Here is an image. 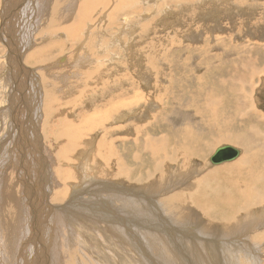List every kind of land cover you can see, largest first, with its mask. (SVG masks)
Returning <instances> with one entry per match:
<instances>
[{"label":"rangeland","instance_id":"obj_1","mask_svg":"<svg viewBox=\"0 0 264 264\" xmlns=\"http://www.w3.org/2000/svg\"><path fill=\"white\" fill-rule=\"evenodd\" d=\"M42 2L43 0H0V223L5 221V218L7 219L8 215H5L7 209L13 207L19 213L16 214L15 241L10 239L14 248L11 246L9 251L7 249L8 252H5V243H0V247L4 246L0 249V264H5L6 260L7 264H26L24 258L29 261L30 255L33 256L36 247L40 250L37 257L35 256L37 251L35 252V264H53L51 252L58 249L59 243L50 250L49 243L46 242L49 235L60 239L63 234L72 235L78 228L76 230L78 232L75 231V234L72 235L73 239L82 238L81 233H84L88 238L92 236V234L89 235L90 233H96L95 223L99 224V231L96 234L102 235L103 232L100 231L103 229V221L100 225V220L97 218L95 220L92 212L82 214L83 211H81L80 216L78 213L76 226L70 224L72 220L68 221V214L62 210L70 203L80 204L82 200L100 203L99 207L104 206L106 200L104 192V197L98 196L97 198L91 196L90 190L95 193V190L98 191L100 182L110 181L107 180V177L109 179L110 175L113 176L110 171L116 168L114 158L128 160L131 164L129 167L132 169L142 162L148 165L150 155L145 151L147 140L143 142L146 136L154 138L153 136L160 135L168 139L167 134H169L170 138L171 135L174 136L173 144L179 143L183 134L179 128L188 125L197 130L202 139V142H199L198 139L192 141V144L195 145L194 151L197 153L196 145H200L201 151L205 152L206 147L209 146L207 144L215 142V138H224L232 132H235L236 135L248 133L251 126L257 128L264 135V0H127L126 5L123 6L124 9H122L123 12L120 8L111 5V7H102L104 10L99 8L93 12L94 15L90 14V17L87 18L88 23L86 22L81 27V33L76 39L77 35L75 37L68 36L67 31V25L71 23L69 21L74 18L66 22L65 19L59 20L58 16L57 25L54 23L51 24L53 28H43L46 21L43 22L40 19L42 10L39 7H37L39 9L35 8L36 4L40 6ZM23 8V13L26 11L25 14L21 13ZM112 15L117 17L116 21L111 17ZM97 18L100 20L98 21ZM111 18L112 20H110ZM59 21L63 23H59ZM103 21L106 23L104 24ZM17 29L22 31L17 33ZM46 31H51V37L47 35ZM80 36L82 37L80 38ZM20 38L22 39L19 40ZM35 57L40 59L37 61ZM79 64L84 65L80 67ZM247 64H250L251 68L254 66L250 72L246 70ZM89 68L103 69L104 71L84 75L83 72H88ZM254 73L255 76H251ZM107 75L110 76L107 77ZM89 76L96 81H91ZM124 76H128L129 85L125 84ZM146 78L150 79L147 81L150 83L145 82ZM240 79L243 84L247 83L248 91L245 90L246 86L245 89L244 85L242 87L246 92H251L253 101L248 105L249 111L246 109L244 112V114H250L245 119H242L243 117L240 119L236 114V95L242 85ZM50 82L53 83V86ZM52 87H58V90H52V93H55V116H59V119H67L73 126L85 128H82L84 129L82 133L86 137L83 138L81 135L76 141H72L74 143L72 146L76 147L68 148L67 145L70 142L66 138L55 140L50 133L49 127H56L57 117L46 118L45 94H47V89ZM83 87H89L91 91L88 88L84 89L83 91L87 93L85 95L79 91ZM105 87L110 89L111 94L118 89H123L128 96H131L135 91L134 96L137 95L139 98V95L143 93L142 98L140 97L143 103L141 99H135L143 105L137 104L135 108L131 106L126 109L131 114L129 113L122 120L113 121L110 124V121L105 119V126L98 125L97 130H88L85 123L88 116L96 111L106 110L105 107L99 108V105H103L104 99L103 96L98 97L100 93L104 92ZM94 92L96 95L93 97ZM207 96L218 98L212 113L204 104ZM87 100L90 101V104H94L92 109L87 108L88 106L85 104ZM151 100H153L152 103H150ZM254 110L255 116L252 114ZM155 113L157 114L156 120ZM224 115L235 116L230 121L224 119ZM44 120L47 121L46 124ZM244 122L245 125H243ZM34 123H37L36 129L33 127ZM80 124L83 126H79ZM136 124L137 136L132 133L131 136L128 129L131 127L130 130H132ZM123 126L124 128H122ZM255 135L252 134L253 139ZM124 137L128 140L125 141ZM102 138L108 141L107 146L110 140L115 142L113 158L111 157L112 159L109 161L105 160L106 162L102 157H97L98 141L100 139L101 143ZM219 140L222 141V139ZM184 144H186L185 141ZM222 144H231L242 149L235 143L213 144L214 148L206 154L204 161L195 156L197 161L190 162L186 169L192 170L194 167L196 171L191 174L189 179H181L180 184H183L181 187L166 189L165 192L160 193L159 197L165 204L166 212L171 211L170 204L186 207V209L184 207L180 209L183 211L182 214L188 211L186 215L184 214L183 218L177 215V219L181 225L189 229L188 231H192L191 228L194 226L203 228H200L201 231H204L201 233L202 235L200 234L203 236H200L201 240L204 239L208 242V247L206 246L203 251L206 257L211 256L207 258L212 261V264H228L227 260L231 255L239 256L238 248L230 249L229 245H233L235 240H231L227 236L230 230H228L227 224L220 222L222 217L228 214L232 221L240 222L246 214L252 212L250 206L243 207L235 203V200L230 203L221 202V195L229 186H235L234 182L247 181L251 174L258 177L264 175V147L251 148L245 153L248 165L229 167L230 164L238 162L240 156L233 161L211 165L210 157ZM168 145L173 147L171 144ZM64 146L65 148L62 149ZM175 147L177 148V145ZM60 148L63 150V157L58 154ZM169 153L171 154V152ZM243 154L244 152L242 156ZM161 156L162 159H167L164 163V170L166 169L165 175L168 178L175 172V165L170 162V156H167L166 152H163ZM184 157L188 156L184 155ZM150 163H154V161H150ZM203 163L205 170H203ZM243 163L240 161L237 164ZM147 165L144 168L138 167L140 170L135 168L137 172L133 170V175L139 176L148 173L152 166ZM119 167L121 168L122 165H118L117 170ZM217 168H221L217 174L209 175L211 188L204 189V192L197 188V178L203 179L204 174ZM66 169L70 172L68 173ZM46 171L50 173L49 176H52L48 178ZM106 172L108 173L106 174ZM202 179L200 180L201 184L203 183ZM130 181L134 183V178H131ZM95 183H99V185ZM87 184L90 185V188L84 189L88 186ZM138 186L141 189L145 188L146 192L152 185L147 183L144 186L139 184ZM165 186L162 185V187ZM186 187H189V190ZM153 189H157V187H153ZM181 190L188 192L189 195L193 193L190 191H194L190 201L181 199ZM45 194L52 201H54L52 198L57 195L63 194V198L66 197L61 201L53 203L51 201L52 204L48 205V208L44 200ZM201 204L205 205L208 212L215 215L214 221H210L204 214ZM57 206L61 208H57ZM49 209L52 212H49ZM260 211V208L255 211L254 213L257 215L254 214V216L259 217L260 213L262 215V211ZM69 215L73 216L72 213ZM186 216L187 218H184ZM55 217L61 221L56 223L59 219ZM81 217L85 218L81 219ZM87 218L90 219L87 224L94 228L89 233L84 229L87 225ZM184 219L188 220V224L183 222ZM166 222L174 230L169 233L165 232L168 238L162 240L178 244L172 238L179 236L180 231L186 233V230L181 229L180 226L177 227L171 219ZM3 223L0 226V238L2 235L7 238ZM58 226L69 227L63 228L62 232ZM55 230L59 233L57 234ZM194 230L196 232L195 228ZM261 230L260 228L257 231L249 232L246 237L254 243L251 246V254L246 258V264H258V262L264 264V248L261 245L264 235L260 232ZM34 233L40 237L41 234L46 236L41 237V240L37 237L30 238V235ZM221 237L223 240H220ZM215 239L218 240V243ZM5 240L2 238L0 242ZM32 240L33 242L30 243ZM66 241H68L67 238ZM129 241L131 242V240ZM181 243L180 245L185 249ZM129 244L131 245V243ZM54 248L57 249L54 250ZM86 251L87 249L83 252L84 257L88 253ZM186 251L187 257L191 255L188 250ZM5 253L9 256L7 257ZM27 253L28 255H26ZM2 254L5 257H2ZM60 262L62 264V261ZM97 262L98 264L103 262L101 257ZM156 263L157 261H154L152 264ZM192 263L196 264L193 261ZM184 264H188V262Z\"/></svg>","mask_w":264,"mask_h":264},{"label":"bare ground","instance_id":"obj_2","mask_svg":"<svg viewBox=\"0 0 264 264\" xmlns=\"http://www.w3.org/2000/svg\"><path fill=\"white\" fill-rule=\"evenodd\" d=\"M126 1L127 0H43L42 4L40 6L38 4H36V7L35 8L39 7L42 10V12H41V18L40 19H41V21L43 20V22L46 21V24L44 25L43 28H46V27L47 28L48 27H52L53 28V26L51 24L58 23V18H57L58 16H59V20L60 19H65L66 22H68L71 18H74L72 21H69L71 23L67 25V31H68V36L75 37L77 35L75 37V39H76L78 37L79 33H81V30H82L81 27H83L84 24L87 22V18L90 17V14L94 15L93 12L96 11V10H98L99 8L103 9L104 7H111V5H113V7L120 8V10H122V9H124L123 6L126 5L125 4ZM131 2H133V1H131ZM114 3H115V5H114ZM23 7L25 8V6H23ZM24 8H23V10H22L21 13H23ZM39 8H37V9H39ZM37 11H36V13H37ZM123 11L124 10H122V12ZM25 12L23 14H25ZM99 12H100V10L97 13L99 14ZM106 13H107V11H106ZM118 13H119V10H118ZM111 17L112 18H115V16H113V15ZM117 17H118V14H117ZM107 18H108V16H107ZM112 18L110 20H112ZM116 18H115V21H116ZM34 19H35V17H34ZM95 20H93V21H95ZM99 20L100 19H98V21ZM21 21H23V20H21ZM107 21H108V19H107ZM60 22H62V21H59V23ZM63 22H64V20H63ZM33 23H35V22H33ZM103 23H104V21H103ZM110 23H112V22H110ZM13 28H16V27H13ZM96 30H94V31H96ZM20 31H22V30L21 29H17V33H20ZM46 33H47L48 36L51 35V31H46ZM71 37H70V39H71ZM81 37L82 36H80V38ZM21 39L22 38H20L19 40H21ZM24 40H26V39H24ZM20 43H22V42H20ZM54 46L57 47L56 45H54ZM48 48H47V51H49ZM98 49H99V47H98ZM30 57H32V56H30ZM35 58H37V57H35ZM33 59H34V57H33ZM39 59L40 58H37V61ZM99 59H101V58H99ZM83 65L84 64H79L80 67H82ZM126 65H128V64H126ZM252 68H251L250 64H247V66H246L247 72H250ZM12 70H14V69H12ZM87 70H89V71L88 72H86V71L83 72L84 75H89V74H92V73H95V72H102V71H104L103 69L100 70V69H94V68H89ZM254 72L256 73V70L255 69H254ZM255 73L252 74L251 76H255ZM109 76L110 75H107V77H109ZM124 78L126 79L125 84L129 85V78H128V76L127 77L124 76ZM89 79L91 81H94V82L96 81L95 79L94 80L91 79L90 76H89ZM62 81H64V80H62ZM147 81H150V79L148 80L146 78V80H145L146 83H150V82H147ZM240 82H241L242 85H241L240 89L237 91L236 101H235V103H236V114L239 116L240 119L242 117H243L242 119H245L250 114H247V113L244 114V112L246 111V109H247V111H249L248 110V105H249V103H252L253 101H252V95L250 94L251 92L249 93V92H246L245 91V90H247V83L243 84V82H242L241 79H240ZM51 84L53 86V83H51ZM134 84H135V82H134ZM54 86H56V85H54ZM135 86H136V84H135ZM242 86L244 87V89H245V86H246V89L244 90ZM86 88L89 89V87H86ZM86 88L83 87V89L82 90H79V91H82L83 94L87 95V93L83 91ZM52 90H58V87H52L50 89H47V94H45V97H46L45 98L46 99V106H45L46 118H48V117L54 118V116H55V113H54V111H55L54 110V102H55V97L54 96H55V93H52ZM109 90L110 89L108 87H105V90H103L104 92L101 91L102 93L99 94L98 97L103 96V99H104V102H103V105L102 106H100L98 104L99 105V108L102 109V108L105 107L106 110L105 111H102V112H100V111L97 112L96 111L94 114H90V116H88V119L85 121L86 125L88 126V130H91V131H93L94 129L97 130L96 128H98V125L101 127L102 125H104V122L106 120H109L110 121L109 123L111 124L113 121H116L117 122L119 120L124 119L130 113L126 109H129L131 106H134V108H135L137 106V104H139V102L137 100H135V99L138 98L137 95H136V97L134 96V92L135 91L132 92V95L131 96H128L127 93H125V91L123 89H118V90L114 91L113 94H111L109 92ZM133 90H134V88H133ZM95 95H96V93L93 95V97ZM141 95L143 96V93L139 95L142 98ZM140 97L138 99H141ZM88 99H90V98L88 97ZM98 99L101 100V98H98ZM141 101H142V99H141ZM152 101L153 100H151L150 103H152ZM56 102H57V100H56ZM217 102H218V98H213V97L207 96L206 99H205V101H204V104H205L206 108L209 109L210 112L212 113L214 111L215 107H216ZM142 103H143V101H142ZM85 104H87V106H88L87 108H90V109H92V107L94 106V104H90V101H88V100H87V102H85ZM220 104H221V102H220ZM141 105H143V104H141ZM146 109H147V107H146ZM254 113H255V110H254V112L252 114H254ZM157 114L155 115V120H156ZM137 115H138V113H137ZM234 116L235 115H232V116L224 115L223 118L231 121V119H234ZM254 116H255V114H254ZM55 117H57L56 127H51V128L49 127V129L51 130L50 133H51L52 137L55 140H59V139L66 138L70 142L67 145L68 148H70V147H72V148L73 147H76V146H72L74 144V143H72V141L74 142L78 138H80L81 135L84 134V133H82V131L85 128L84 127L78 128L76 126L71 125L70 122H68L67 119H64L63 120L62 118L59 119V116H55ZM96 118H97V120H95ZM71 121H72V119H71ZM80 122H82V121H80ZM46 123H47V121H45V124ZM231 123L232 124H235L234 122H231ZM36 124H35V126H33V127H35L34 129H36L38 127ZM129 125H127V126L129 127ZM131 125H133V124H131ZM243 125H245V122L243 123ZM13 126H15V125H13ZM58 126H60V127L58 128ZM79 126H83V124L82 125L80 124ZM127 126H126V128H127ZM82 128H84V129H82ZM122 128H124V126ZM130 129H131V127L128 129L129 132H130V135L132 133V135L135 134L137 136V124L132 127V130H130ZM179 129L183 133L182 134V137H181V141L179 143H176L175 142L173 144L174 136L171 135V138H170V135L169 134H167L168 135L167 136L168 139L165 136H162L161 137L160 135L159 136H153L154 138H149V137L146 136L147 138L145 137L143 139V142H146V140H147L145 151L150 155V158L148 160V165L149 166H152V169H150L149 172L146 173L145 175H141L140 174L138 176L137 174L136 175L135 174L133 175V173H134V171L137 172V170L135 168H138V167L144 168V166L147 165V164H145V163L142 162V164H138V165H136V167L134 169H132V168L129 167V165L131 166V164L128 162V160H123V158H121V159L114 158L116 160L115 161L116 168L113 171H110V172H112V175L113 176L110 175V178L109 179L107 177V180H110V181H107L105 183L100 182V186L98 187V189L96 188L98 191L95 190V193H93L90 190V193L92 194L91 196L92 197H97V198H98V196H103L104 197V195H103V192H104L105 199H106L104 206L99 207L100 203H97L96 204V203H91V202H88V201H83L81 199L83 196L80 198L82 200V202L79 201L80 204L70 203L67 206L65 205L66 207H64L62 211L63 212L65 211V213L68 214V218H67L68 221L69 220H72L70 222L71 225L78 224V222H77L78 213H79V216H80V212L81 211H83L82 214H87V213L92 212V214L94 216L93 218L94 219L97 218V219L100 220V225H101V221H103V222L105 221V223L102 222V226H103L102 228L103 229H101V231H100V232H103V233H102V235L101 234H96L99 231V228H98V225L99 224L95 223L94 224L95 225L94 227H95L96 233L95 232L90 233L89 235L92 234V236H89L88 238H86V236L84 235V233H81L82 238H79L78 240H74L73 237H72V235L75 234V231L78 229L77 227H75L77 229L74 231V233L72 235L70 233H69L70 235H68L66 233L65 235L63 234L62 235V238H60V239L59 238L58 239L54 238L53 237L54 235L53 236L49 235V237L47 236L48 238L46 239L47 240L46 242L49 243L50 250L53 247L57 246L58 243H59L58 249L57 248H54V250L55 249H57V250L56 251H53L52 250L53 253L51 252V256H52L51 258H52V263L53 264H61L60 261H62V264H98L97 261L100 260V257L103 260V262H100V264L101 263H103V264L104 263L105 264H152L154 261H157V263L160 262L162 264H184V263H187V262H188V264H193L192 261L194 263H196V264H212L211 263L212 261H210L208 259L211 256H209V257L207 256L208 257L207 258L206 255H205V252L203 251V250H205V247L208 245V242H206L204 239L201 240V237H203V236H201L202 235L201 233L204 232V231H201V229H200L202 227H200V228L199 227H195V226L192 227V228L190 227L193 232L192 231H188L189 229L186 228V227H184V225H181L178 222V219H177V215H180L183 218L184 214L186 215V213L188 211L186 213L182 214L183 211H181L180 209L182 207H184V206H174L173 204H170L171 208H169V209L172 212L171 211L166 212L165 211V208H164V205L165 204H164V202H161V199L159 198L160 197V193L165 192L166 189H169L170 190V188L172 189V188H175V187L176 188L181 187L183 185V184H180L181 179H184V178L189 179V177L192 176L191 174L194 171H196V168H194V167H193L192 170H187L186 169V168H188V165L190 164V162L197 161L196 158H195V156H197L198 158H200V160L204 161L206 154L209 151H212V149L214 148L213 144H220L222 142H229V143H235V144L240 145L242 147V149H239L240 150V154H239V156H240L239 158L240 159H239L238 162L242 161L244 163L243 164H237L238 162H235L233 164H230L229 167L248 165V160H246V158L244 156L245 153L249 149H251V148L264 147V135L257 128H254V127L251 126L250 130L248 131V133H240V134L238 133L236 135L235 132H232L231 134H229L230 136L227 135L224 138L223 137L222 138H215V140H214L215 142L208 143L207 144L209 146L206 147V151L205 152L201 151L200 145H196V149L198 150V152L195 153V151H194L195 145L192 144V141H194V139H198L199 142H202V139H201L200 135L197 133V130H195L194 128H192V127H190L188 125H186L183 128L181 127ZM88 130H87V132H88ZM106 130L108 131V129H106ZM129 132H127V133H129ZM252 134L253 135L256 134L254 139L252 137ZM84 136L85 135H83L82 137L84 138ZM124 138H125V141L128 140V138H126V137H124ZM219 139H222V141H220ZM255 139H257V140H255ZM92 141H94V140H92ZM184 141H185L186 144H184ZM98 142H99V144L97 146L98 147V150H97V152H98L97 154L98 155H97V157H99V156L102 157L104 162H106L105 160H107V161L111 160L113 158L112 156L114 155L115 148L113 147V144L115 142L112 141V140H110V143H109L108 146H107L108 141L106 139L104 140L102 138L101 143H100V139H99ZM168 144H171L173 147H171ZM175 145H177V148L175 147ZM222 145H225V144H222ZM222 145H220V146H222ZM63 148H65V146L62 147V149ZM62 149L60 148L59 153H58L61 157H63V150ZM216 150H217V148H216ZM163 152H166V155L167 156H170V162H172L175 165V166L172 165L175 168V172L173 173L172 176H168V178L165 175V170L166 169L164 170V166H165L164 163H165V160H167V159L164 160V159H162V156L163 155L161 156V154ZM169 152H171V154ZM243 152H244V154L242 156V153ZM59 155H58V157H59ZM184 155H187L188 157H184ZM115 156H116V152H115ZM121 156H122V154L120 153V157ZM167 158H169V157H167ZM134 161H135V159H134ZM150 161H154V163H150ZM104 162H103V164H104ZM210 164L212 165V163H210ZM56 165H57V163H56ZM118 165H122V167L121 168L119 167V169L117 170ZM202 166L204 167V163L202 164ZM199 169L201 170L203 168H199ZM220 169L221 168H217L216 170L215 169H211L209 173H206V174L203 175L204 176L203 179L202 178H197L198 179L197 180V185H196L197 188L203 190V192H204V189H206V188L210 189L211 188V185H210L209 175H211V174H217V172ZM106 170H108V169H106ZM203 170H205V167H204ZM47 171H50V170H47ZM66 171L68 173L70 172L67 169H66ZM108 172H106V174ZM170 173H171V171H170ZM47 174H48L47 175L48 178L52 176V175L49 176L50 175L49 172H47ZM107 176H109V175H107ZM120 178H123V179H120ZM131 178H134V183L130 181ZM201 179L203 181L202 184L200 183V180ZM147 183H150L152 185L150 187L149 191L147 190L145 192V190H146L145 188H142L141 189V187L138 186V184L141 185V186H144ZM95 184L96 185H99V183H95ZM233 184H235V186H233V187L232 186H229L223 192V194L220 197V201L221 202L230 203V202H232V201L235 200V203H237V204H239V205H241L243 207L250 206V209H251L252 212L250 214H246L240 222L232 221V219L230 218V216L228 214H225L222 217V219L220 220V222H222L224 224H227V228H228V230H230L229 231V234L227 236L231 240H235V242L233 241L234 242L233 245H229L230 246V249L233 250L234 248L235 249L238 248V252H239V256L238 255H231L230 258H228L227 263L228 264H246V258L251 254V250H252L251 246L254 244L250 240V238H246V237H248L249 232L257 231L258 229L261 228L262 230L260 232L264 235V175H261V176L258 177L255 174H251L249 176V178H248L247 181L241 182V183H240V181H237V182H234ZM83 185H85V184H83ZM162 185H166V186L165 187H162ZM74 186H75V184H74ZM89 186L90 185L84 187V189L85 188H90ZM196 186H195V188H196ZM153 187H157V189H153ZM43 191H45V190H43ZM158 191H160V192H158ZM50 192H51V190H50ZM190 192H193L194 193V191H190ZM181 193H182V195H180L182 197L181 199L184 198L186 200L189 199V201L191 200L190 198H191V196H192L193 193H191L189 195L188 192H183L182 190H181ZM66 194H67V192H66ZM48 195H49V193H48ZM48 195L47 194L44 195L45 196V199L44 200H45L46 207H48V205H51L55 201H61L62 199L64 200L65 197H66L65 196L63 198V194L62 195H57L55 197L52 196L53 197L52 199L54 200V201H52V200H49ZM74 198H75V195H74ZM101 200H103V199H101ZM3 201H5V200H3ZM51 201H52V203H50ZM71 201H72V199H71ZM73 201H74V199H73ZM192 204H193V202H192ZM7 205H9V204L7 203ZM80 205H83V206H80ZM167 206L169 207V205H167ZM167 206H166V208H168ZM200 206H201V209L204 210V214L209 218V220L210 221H214L215 220V215L212 214V213H210V212H208L205 209V205L204 204H201ZM58 207L59 206H57V208ZM161 207H163V208H161ZM59 208H61V207H59ZM184 208L186 209V207H184ZM190 208L192 209V207H190ZM259 208L262 211V215H261V213H260L261 211H260L259 212L260 213V216L259 217L258 216L256 217V216H254V214H255L254 212L257 211ZM187 210H189V209H187ZM49 212H52V210L49 209ZM73 212H76V213H73ZM17 213H18L17 210L15 208H13V207L7 209V213L5 214V215H8L7 216V219L5 218V221L3 220L0 223V226H1L2 223L4 222L3 223V228H5V230L7 232L6 233L7 235L5 234L7 236V238L3 237V235L0 238V241H1L2 238L6 239L5 241L0 242V243H3V242L5 243V248H6L5 249V252L7 251V249L9 251L10 247L12 246V243L10 242V239L14 242L15 241V238H16V235H15V232H16L15 231L16 230L15 223H16V214ZM71 213L73 214V216L72 215H69ZM154 213H156V214H154ZM66 214H65V216H66ZM157 214H158V216H157ZM170 214H172V215H170ZM187 215H189V214H187ZM195 215H196V213H195ZM255 215H257V214H255ZM190 216L191 215H189V217ZM85 217H88V216L85 215ZM195 217H194V219H195ZM55 218H57V217H55ZM82 218L83 217H81V219ZM184 218H187V216L184 217ZM190 218H192V217H190ZM57 219H59V218H57ZM170 219L174 223H176L177 227L180 226L181 229H185L186 230V233L180 231L179 236H177V237H174L173 236L174 238H172V240L175 241V242H177L178 244H175L172 241H164V240H162L163 238H168L165 235V232L166 233H169L170 231L172 232L174 230V228L170 227L169 224H167V222H166V221H169ZM63 220H64V218H63ZM88 220H90V219L87 218L86 224L88 223ZM160 220H161V222H160ZM59 221H61V220L59 219L58 221H56V223H58ZM187 221H185V219H184L183 222H187ZM190 221H191V219H190ZM67 223H69V222H67ZM80 224H81V221H80ZM105 224H106V226H105ZM187 224H188V222H187ZM89 225L90 224H87L86 227L84 228L86 231H88V233L92 229H94V228H91L90 227L91 225L90 226ZM69 226H65L63 228L65 229L66 227L68 228ZM58 227H56V229H58ZM257 227H259V228H257ZM59 228L63 232V228H61V227H59ZM194 228L196 229V232H195ZM222 228H224V227H222ZM84 229H82V230H84ZM55 232H57V234L59 233L56 230H55ZM77 232L78 231H76V233ZM0 234H1V231H0ZM59 235H58V237H59ZM30 236H31L30 238L37 237L39 240H41V237H45L46 235L45 236H42V234H41V237H40V235H38V234L36 235V233H34V234L30 235ZM182 236H186V237L183 238ZM66 238H67L68 241H66ZM208 238H210V237H208ZM222 238L223 237H221L220 240H223ZM248 239H249V241H248ZM129 240H131V242ZM208 241L210 242V240H208ZM215 241H217V243H218V240L215 239ZM32 242H33V240L30 243H32ZM181 242L183 243L185 249H183L182 246L180 245ZM263 242H264V239H263ZM263 242L261 243V245L264 248V243ZM43 243L46 244L45 242H43ZM129 243H131V245ZM220 243L218 244L219 246H220ZM29 245L30 244L28 243V246ZM32 245H34V244H32ZM139 246H140L141 249L139 248ZM3 247H0V249L3 248ZM43 247H44V245H43ZM86 249H87L86 252H88L86 254V257L87 258L84 257V255H83V252ZM39 250L40 249L38 247H36V249L34 250V254H32L33 256L30 255V260L29 261L26 258H24L26 264H27V262H30V264H32V263L35 264V262H34L35 261L34 255H35V252L37 251V254L35 256L36 257L39 256ZM183 250H185V251L188 250L189 254H191L192 256L189 255L187 257V254H186L187 251L185 252ZM16 251L18 252V249ZM16 251H14V252H16ZM29 251H30V249H29ZM2 252H4V251H2ZM24 252H25V250H24ZM5 254H6L7 257L9 256V255H7V253H5ZM22 254H25V253H22ZM26 255H28V253ZM3 256L5 257V255L2 254V257ZM10 257L12 258V256H10ZM36 259H38V258H36ZM152 259H153V261H152ZM6 261H4L5 264H7ZM150 261H152V262H150ZM260 263L261 262H258V264H260Z\"/></svg>","mask_w":264,"mask_h":264},{"label":"water","instance_id":"obj_3","mask_svg":"<svg viewBox=\"0 0 264 264\" xmlns=\"http://www.w3.org/2000/svg\"><path fill=\"white\" fill-rule=\"evenodd\" d=\"M239 154L240 150L238 148L231 144H225L217 147V150L210 157V162L217 165L223 162L233 161Z\"/></svg>","mask_w":264,"mask_h":264}]
</instances>
